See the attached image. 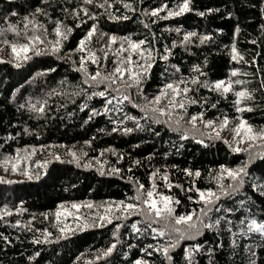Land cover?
I'll list each match as a JSON object with an SVG mask.
<instances>
[{
  "label": "trees",
  "instance_id": "16d2710c",
  "mask_svg": "<svg viewBox=\"0 0 264 264\" xmlns=\"http://www.w3.org/2000/svg\"><path fill=\"white\" fill-rule=\"evenodd\" d=\"M182 2L0 0V45L9 48L12 43H28L25 37L33 35V28L28 24L25 29L23 18L32 20L34 16L35 34L42 40L39 49L44 50V54L33 53L30 59L18 63L19 67L0 60L4 61L0 63V161L22 158L32 177H0V264H135L137 259L148 264H188L184 251L192 250L194 245L199 251H192V264H264V236L248 231L249 220L264 224V143L236 153L230 143H224L225 139L208 134L199 119L195 129L187 123L191 115L202 112L204 120L217 122L227 116L235 126L239 123L236 117H240L252 129H264V0H189L190 10L182 15L168 17L167 10L151 15L152 9L162 6L178 10ZM37 7L43 12L36 13ZM13 12L16 15H11ZM113 16L119 19H111ZM56 21L71 27L72 32L61 41L59 52L52 53L50 42L57 39L53 31ZM94 23L97 30L86 47L96 55L97 63L85 60L88 73L99 70L107 74L115 67L114 60L128 56L127 41L118 39L108 47L109 35L144 40L141 48L155 59L140 85V93L135 88L126 89L132 99L143 104L142 96L151 99L165 83L184 80L186 85L180 87L187 86V97L197 103H186L184 111L174 109L169 126L164 122L167 116L160 117L159 123L145 120L143 113L127 101L112 100L105 106L106 100L116 95L111 90L108 97L88 99L94 91H103L104 85L94 88L84 83L80 59L87 52L73 50ZM9 24L15 25L16 32L8 30ZM191 32L196 35L185 41V34ZM202 36L207 39L201 41ZM121 45L123 52L119 51ZM233 47L236 60L232 59ZM165 49L170 54L162 60ZM137 56L132 53L134 61ZM191 77H196L198 83L192 84ZM236 80L241 83H234ZM216 81L232 82L231 90L221 95L214 88ZM236 91L249 93L241 99V112L235 110ZM30 105H43V110L34 111ZM92 109L96 114L90 115ZM177 119L179 124L174 123ZM201 140L203 143L198 142ZM69 151L76 154L79 166L70 162ZM55 155L60 160H55ZM245 162L247 174L242 187L222 197L214 206L220 211L211 212L205 220L214 227L201 228L194 239L179 240L169 250L171 259L157 249L171 243L177 233L166 229L165 236L154 239L155 234L140 215L122 218L115 208L121 201L137 203L130 198L136 195L139 185H144L142 191L146 192L155 184L156 193L173 197L174 216L191 212L195 219L203 206L197 189L217 190L220 166L236 168ZM197 170L199 176L195 175ZM165 172L171 188L163 179ZM230 182L225 176L224 185ZM72 204L80 207L74 209ZM57 210L70 212L65 220L60 217L58 225ZM100 215H108L112 222L99 221ZM218 217L224 219L216 225ZM62 220L70 229L63 235L59 231ZM138 221L140 231L134 232L131 224ZM96 223L104 226L80 230L84 224ZM165 223L160 220L151 227L161 228ZM167 223L181 230L187 228L183 223L175 225L171 217ZM116 225H120L119 230ZM45 231L50 233L47 239ZM113 243V252L102 257V250Z\"/></svg>",
  "mask_w": 264,
  "mask_h": 264
},
{
  "label": "snow or ice",
  "instance_id": "6c2138e0",
  "mask_svg": "<svg viewBox=\"0 0 264 264\" xmlns=\"http://www.w3.org/2000/svg\"><path fill=\"white\" fill-rule=\"evenodd\" d=\"M44 2V0H42ZM85 4H91L92 0H83ZM189 0H183V2L179 5L178 10L175 9H166V6H162L161 8H156L151 10V15L156 16L160 11L167 10V16H178L182 15L183 13L189 11ZM102 6V5H101ZM110 6V5H109ZM125 8H129L128 4L124 5ZM84 12H87V9H81ZM211 11V10H209ZM36 13H42L43 10L39 7L35 9ZM199 15H204V13H198ZM11 15H16L15 12L11 13ZM111 19H119L118 17H110ZM167 17H161V19H164ZM25 22V29H27L28 24H32L33 28V35L32 36H26L25 39H27L28 43L26 44H10L12 53L14 54V59L19 60L21 58V53H27L28 51H33L35 55L39 56L44 54V50L36 48L35 45L37 43H42L41 38L35 34V29L37 27L36 23H34V16L33 19L30 20L28 16H25L24 18ZM124 19H127V17H124ZM82 23V21H81ZM147 27V25H145ZM40 27H43V25H40ZM77 27H79V23L77 24ZM66 28V31L64 30ZM9 31L16 32L15 25L9 24L8 27ZM97 30V25L94 23L91 25V27L86 32L85 36L80 39L77 48L73 51H79L81 53L87 52V55L82 56L80 59V70L84 72L86 79L84 80L85 84H89L92 87H99L101 84L104 85L103 91H94L91 96H87L88 99H91L92 96H99V97H108L109 91H113L116 93L115 96H112L110 99L106 100V105L111 103L112 100H116L117 103H122L123 101H127L132 105V107L139 109L140 112L143 113V119L148 120L151 119L153 122H160V117L167 116L168 119L164 121L169 126L173 123L172 116H173V110L176 108L181 109L182 111L185 109L186 103L195 104L197 103L196 100H190L187 97V93L190 91V89L187 86H184L183 88L180 87L181 84L186 85V81L180 80L175 82H168L165 83L160 91L153 96L151 99H148L146 97L142 96V99L145 100L143 104L136 103L130 94L127 93L126 89H132L135 88L137 90V93H140V85L142 84L143 79L145 78L146 74L152 67V63L155 59L153 57L152 53L150 51H147L145 49L141 48V45L145 44L144 40L139 41H133L128 37H116L109 35L107 39V46L111 47L112 44H114L118 39L119 40H126L128 44V56L127 57H120L118 60H114L113 63L115 64V67L112 69L111 72H108L107 74L101 73V71H96L94 74H90L86 70L85 66V60H91L92 63H97V57L96 55L87 49V44L90 43L91 38L95 34ZM56 40L54 42H50L53 44L51 52L57 53L60 50L61 47V41L66 40L68 38V34L72 32L71 27L62 26V23L60 21H56V26L53 29ZM179 31V29H177ZM239 31V29H237ZM3 30H0V34H2ZM18 34V33H17ZM101 36H104V33L100 34ZM196 33L191 32L187 33L184 36V40L188 41L191 36H195ZM207 39V37H201V41ZM5 44H8L9 42L7 40L4 41ZM175 46V42H174ZM104 46L102 45V48ZM119 51L123 52L125 51L123 45H121ZM136 52L138 53L137 60L134 61L132 58V53ZM170 54L169 49H165V55L160 56V59L167 60L168 55ZM105 58H107V53H105ZM142 62H138L141 61ZM242 58V57H241ZM24 60L30 59L27 55H23ZM232 59H237V53L235 47L232 49ZM4 61H0V63H3ZM14 66L19 67V64L16 63ZM175 67V66H173ZM179 71V69H176ZM194 71H199L197 66H193ZM232 75H236V72L233 71ZM192 84H197V78L191 77L190 78ZM234 83L239 84L241 81L236 80ZM116 85L115 88L112 86ZM123 86V87H121ZM205 87L208 85L205 83ZM215 90L220 93L221 95L227 94L231 88H232V82L225 83L224 81H216L214 84ZM183 93L184 95H181ZM79 93H74V95H78ZM236 99L235 104L236 112H241L242 109L239 107L241 103L242 98H246L249 96V93L245 91H236L234 93ZM162 101H166L167 103H162ZM86 106V105H85ZM30 107L34 111H42L43 105L40 106V108H36L33 105H30ZM215 107V105H213ZM119 110V109H117ZM251 110V109H248ZM96 114V110L92 109V112L90 115ZM151 114V115H150ZM126 119H132L136 121L135 117L132 116H126ZM199 119L200 123L204 126L206 129H210L212 133H214V138L219 140L221 139V131L225 130L227 126L229 125V119L227 116L223 117V119L218 120L217 122H214L213 120H204L203 119V113H197L191 115V117L187 120V123L192 125L193 129L196 128V122ZM236 119L239 121L238 124L235 125V127L232 129L233 132V141L235 143H243L245 140L248 141H255L257 139L264 140V129H261L259 132H253L252 127L250 125H247L246 122L241 119L240 117H236ZM116 123V121H113ZM174 123L179 124V119L175 120ZM137 127H140L139 123L137 122ZM113 131H116L114 128ZM125 131H132V129H125ZM241 133H243L241 135ZM239 136L240 139L237 140L236 137ZM186 138V136H182L181 139ZM210 139L213 137H209ZM199 143H203V141H198ZM224 143L228 144L229 142L227 140H224ZM231 147V145H229ZM252 147V144H249V148ZM233 152L239 153L242 151L239 147L231 148ZM68 155L72 156V161L70 162H76L77 166L78 164V158L76 157V154L74 152L69 151ZM254 155V154H253ZM22 158L17 157L15 163H12V171L15 172L17 170V165L20 163V160ZM55 160H60V157L58 155L54 156ZM249 159H252V156L249 157ZM7 162V158L5 160ZM48 162H45L43 166L46 167ZM247 163L245 162L243 165L238 166L236 168H228L224 165L220 166L221 174H219L216 177V186L217 190L207 189V190H199L198 197L199 202L202 203V207L200 208V213L198 215H195V219H193V213L189 212L187 214H181L179 216H174V208L172 207L173 203V197L163 195L160 193H156V185L153 184L152 187L145 191H142L144 189V185H139L138 188L135 189L136 195L134 197H131L130 199H134L137 201V203H126L124 201H121L115 205V208L119 211L120 217L127 218V216L131 215H140L142 217V221L146 222L148 224V227L151 228L152 233L155 235L153 238L155 239L156 236L163 237L166 234V229H171L172 232H175L178 234L177 237H173L172 242L167 244L163 248H158V251H162L165 254L166 259H171L170 256H168L169 250L176 247V244L179 242V240L189 238L194 239L196 236L200 235L201 228L205 229H211L214 227L213 223H206V218L209 217V214L213 211L219 212L220 208L214 207L218 201L221 200L222 197L230 196L231 194L237 192L243 185L244 182V176L247 174ZM114 171L118 172L119 169H114ZM184 172L186 174H191L189 169H184ZM23 174L25 176H28L29 179L32 177L29 175V172L27 168L24 169ZM155 175V173H153ZM196 176L200 175V172L197 170L195 173ZM225 176L228 178L229 181H232L228 183L226 186L224 185L223 181ZM151 179V177H150ZM163 179L167 184L168 181V174L165 172L163 174ZM169 188H171L170 184H167ZM155 193V195H154ZM264 194V193H262ZM158 197V198H157ZM191 200L192 197H189ZM175 203H179V201H175ZM59 207V206H58ZM74 209H78L80 205L78 204H72L71 206ZM88 207H91V205H88ZM107 212L111 211V208L106 209ZM224 211H230V209H224ZM56 222L57 225L60 222L61 215H69V213H61L59 210L56 212ZM171 217L175 221V225L180 224H186L187 228L184 230H181L179 227H175L172 224L167 223L168 218ZM79 219V217H77ZM224 219V217H218L215 221V224L218 225L220 221ZM160 220H164L166 223L164 227L161 228H153L151 227L152 224L158 223ZM99 221H104L106 223H111L112 220L108 215H100ZM134 222L131 224V228L134 232L140 231V229L137 228V223ZM229 224H231V221H228ZM243 223V221H241ZM103 227V223H96L95 225L90 224H84L80 230L82 231L83 228L86 227ZM120 225H116V229L119 230ZM70 231L68 229L67 224L63 228H59V231L63 235L65 231ZM231 230V229H229ZM248 231L253 232L257 231L262 236H264V224L257 223L256 220H249L248 221ZM50 235L47 231L44 232V237L47 239V237ZM113 237H116V231L113 232ZM39 242V241H34ZM116 247V244L113 243L110 246L106 248V250H102V257L109 256L114 248ZM143 251V250H142ZM192 251H199L198 246H193L192 250L185 249L184 255L185 259L188 260V264H192L191 261V255ZM135 264H148L147 261L137 259L135 261Z\"/></svg>",
  "mask_w": 264,
  "mask_h": 264
},
{
  "label": "rangeland",
  "instance_id": "374dc122",
  "mask_svg": "<svg viewBox=\"0 0 264 264\" xmlns=\"http://www.w3.org/2000/svg\"><path fill=\"white\" fill-rule=\"evenodd\" d=\"M35 47L40 48V44L37 43L35 45ZM33 53H34L33 51H28L27 53H21L20 54L21 58L19 60H16V59H14V54L12 53L11 47L6 48L2 44L0 45V60L3 59V60H8L9 62L20 63L24 60L23 55H27L29 57ZM234 127L235 126H233L232 123L229 122V125L227 126V128L225 130L221 131V133H220L221 138L227 140L233 147H239L240 149L245 150V149H250L249 144H252L251 148H255L259 144L264 143V140H260V139H257L255 141L245 140L243 143H235L233 141V132H232V129ZM252 130H253V132H259V131L254 130V129H252ZM206 131L211 136H214V133H212L210 129H207ZM242 134L243 133H241V135ZM236 139L239 140L240 137L237 136ZM5 160L6 159L0 161V177L10 178L12 180H20V179H26L27 178V176H25L23 174V171L25 169L24 168L25 167V165H24L25 160H23V159L20 160V163L17 165V170L15 172L12 171V167H11L12 163H15V161H11V160L7 159V162H5ZM68 213H70V212H68ZM66 216L67 215H61V218H64V220H65ZM64 220H62V223H63L62 227L65 226Z\"/></svg>",
  "mask_w": 264,
  "mask_h": 264
}]
</instances>
